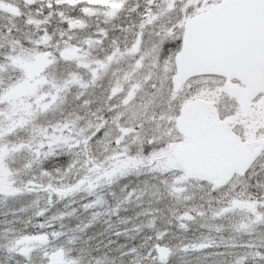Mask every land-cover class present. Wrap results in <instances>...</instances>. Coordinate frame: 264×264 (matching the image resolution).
<instances>
[{
	"label": "snow or ice",
	"instance_id": "obj_1",
	"mask_svg": "<svg viewBox=\"0 0 264 264\" xmlns=\"http://www.w3.org/2000/svg\"><path fill=\"white\" fill-rule=\"evenodd\" d=\"M0 264H264V0H0Z\"/></svg>",
	"mask_w": 264,
	"mask_h": 264
}]
</instances>
